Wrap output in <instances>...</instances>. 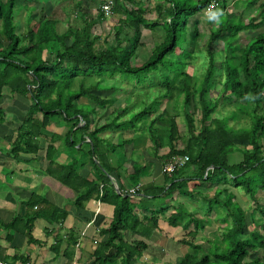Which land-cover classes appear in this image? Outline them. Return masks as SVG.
Returning a JSON list of instances; mask_svg holds the SVG:
<instances>
[{"label":"trees","instance_id":"1","mask_svg":"<svg viewBox=\"0 0 264 264\" xmlns=\"http://www.w3.org/2000/svg\"><path fill=\"white\" fill-rule=\"evenodd\" d=\"M30 1L33 0H0V100L8 91L11 97L28 103L13 135L10 156L37 154L39 140L49 126L67 125L65 135L53 134L45 149L46 174L75 193L73 206L77 210L90 200L107 204L113 210L109 223L99 229L98 237L102 241L92 255L91 264H137L148 250L145 241L153 234L161 235L160 218L168 210L160 206L150 212L143 198L150 196L152 201H164L173 200L175 195L191 204L198 198L204 203L207 215L223 210L224 219H230L223 221L226 223L223 248L215 247L205 253L202 245L195 244L196 236L206 226L205 220L196 218L203 208L189 212L177 199L174 213L163 222L185 233L177 244L188 251L176 264H264V235L259 233L261 225L264 229L261 223L264 218V30L255 33L253 40L245 45L238 41L240 32L256 31L264 26V1L256 8V15L244 22L230 26L218 23L214 31L211 27L205 54L199 52L201 35L197 26L189 30L190 39L185 42L190 44L189 48L178 49L180 42L185 41L181 34L189 17L207 13L211 2H216L223 11L225 0H151L156 4V18L152 21L145 18L144 0H109L108 14L118 19L111 27L113 34L107 35L115 44L109 45L106 40L104 48L97 47L100 37L94 36L92 29L107 19L102 6L108 1L100 0L94 17L86 0L78 1L76 12L81 25L68 26L63 33L58 32L56 20L46 16L34 19V9L30 8L25 32L17 34L15 16L23 7L21 4ZM253 3L255 0L247 6ZM217 18L216 15L214 19ZM143 29L151 32L161 29L163 36L149 57L141 65L133 66L136 50L142 45ZM215 42L223 43V58L212 48ZM54 46L56 51H52ZM196 54L203 58L197 70ZM152 72L160 76L158 86L153 85L154 97L144 90V78ZM200 74L202 78L196 79ZM116 75L119 82L104 84L107 78ZM77 79H81V84L76 88ZM124 79L133 85L126 88L117 84ZM217 86H220L219 96L214 99L210 95ZM118 93L127 96L124 105L114 109L109 120H104L102 111L114 106L119 100L114 95ZM220 102L236 109L227 116L228 121L244 116L250 127L237 130L218 118L215 114ZM5 120L6 112L0 107V124ZM106 132L119 133V143L107 142L102 137ZM123 133L129 134L125 138ZM57 141L63 143L61 150L54 147ZM125 146H130L131 154L137 157L148 152L160 164L182 156L188 161L171 177L164 175L166 183L161 188L139 185L149 165L132 163L128 186L140 188L130 195L108 158L109 153ZM62 151L71 156L66 164L56 161ZM236 152L242 154V159L230 165L228 156ZM87 162L99 173L95 180L79 175L78 169ZM110 178L116 182L119 193ZM206 185L212 190H198ZM239 194L249 199L247 204L254 207L251 212L236 202ZM140 195L136 203L133 198ZM26 206L30 213L14 218L11 227L16 221H26L28 237L36 219L59 224L67 218L65 210L36 195ZM136 207H140L141 215L136 213ZM33 208H36L34 212ZM255 213L260 215V221H256ZM125 233L140 239L126 241ZM57 249L58 246L52 247L53 252ZM66 251V258L71 259L72 251ZM0 261L6 263L2 256Z\"/></svg>","mask_w":264,"mask_h":264},{"label":"crops","instance_id":"2","mask_svg":"<svg viewBox=\"0 0 264 264\" xmlns=\"http://www.w3.org/2000/svg\"><path fill=\"white\" fill-rule=\"evenodd\" d=\"M26 106H28L27 102L19 97H11L8 91H5L4 98L0 100V107L6 112V120L0 124V256L6 259V264H91L94 260L92 255L99 242L102 241L98 237L99 229L109 223L113 212L112 207L90 200L84 204L82 209L77 210L73 206L75 193L46 174L48 161L45 159V149L53 134L60 137L65 135L66 124L58 123L49 126L46 134L39 140L40 149L37 154L20 153L17 158L10 156L13 135L24 117V107ZM126 134L129 133H123V137L126 138ZM102 137L108 139L112 145H116L119 143L117 138H120V134L106 132L102 134ZM62 146L63 143L60 141L54 144L57 150H61ZM147 146L149 147L148 144ZM142 154H145V156H142ZM132 156L130 146H125L123 149L117 148L108 155L111 166L117 169L116 174L127 185L128 190L134 187L128 186V176L132 172L131 165L134 162L148 163L149 165L147 171L141 177L139 185L149 184L158 188L165 185L166 178L161 174V164L156 159L152 158L148 152L140 153L138 159ZM70 160L71 156L69 157L67 153L62 151L57 155L56 161L60 164H66ZM78 172L80 176L89 180H95L99 176L98 171L93 168L90 162L79 168ZM111 179L113 181V178ZM198 190L208 192L212 189L206 185L203 189ZM33 195L45 199L59 209L65 210L67 218L59 224L50 223L44 219H36L32 223V230L29 233L30 237H28L26 235V221H16L14 227H11V224L14 218H23L26 213H30L26 203L31 200ZM141 197L140 195L132 198L138 203ZM244 197L239 194L236 202L241 208L251 212L254 207L250 203L247 208V202L250 201L248 199L245 203L241 202ZM172 199L167 198L163 201L166 202L163 206L168 207L164 215L165 218L170 213H174L173 208H177L175 201L180 200L176 195ZM197 199L195 204H191L187 200L186 202L183 198L180 202L185 204L187 211L194 212L204 205ZM143 201L150 212L155 209L153 207H160L156 204L150 205L151 202H154L150 196L143 198ZM197 202L200 204H197ZM203 209L200 216L203 217V220L211 221V223H208V226H205L203 232L200 233H204L210 226L213 227L212 225L218 224V227H215L214 230V232L217 231V234L213 232V234H209L212 239L204 237L201 240L199 233L196 236L197 241L195 240V244L202 245V243H205L206 248L202 246L205 253L211 251V242L213 241L217 244L221 243L220 247L222 249L224 246L222 232L226 225H224V222H218L224 221L218 213L223 210L207 215L205 207ZM35 210L36 208H33L32 211ZM135 211L141 215L140 207H136ZM254 216L256 221H260L258 213H255ZM163 222L159 226L162 236L156 233L148 241H145L149 245L148 250L143 253L137 264H176L185 253L184 249L177 244L182 238L177 231L178 227L170 228ZM261 223L264 224V218ZM249 229L251 230L250 227ZM259 233L264 235L262 225L259 228ZM124 237L126 241L140 239L130 233H125ZM54 246H58L57 251H55L56 254L52 250ZM67 249L72 251L71 259L66 258V255H68Z\"/></svg>","mask_w":264,"mask_h":264},{"label":"rangeland","instance_id":"3","mask_svg":"<svg viewBox=\"0 0 264 264\" xmlns=\"http://www.w3.org/2000/svg\"><path fill=\"white\" fill-rule=\"evenodd\" d=\"M78 1H82V0H37V1L33 0V1L28 2V3H22L21 6H23V7H21L18 14L15 16L16 33L22 34L25 32L27 17H28V14L30 12V8L34 9V11L32 13L34 19H38L40 17L46 16V18L56 20L58 22V32H60V33H63L68 26H80L81 22L78 20V18H77L78 14L76 12V3ZM106 1H109V0H106ZM225 1H226V7L223 11H221L220 7L217 6L214 10H212L209 13H199L195 16L189 17L186 30L184 33L181 34V39H183L185 41L180 42L181 46H179L178 49H184V47L189 48V46H190V44L188 43L189 42L188 40L190 39L189 30L191 32L193 30V28L195 26H197L198 33L201 35L200 40H199L200 43L198 44L199 50H200L199 52H201L202 54H205L206 41H207L208 33H209L211 27H212L211 29L214 31V28H216L218 23L219 24L226 23L230 26V25H236L239 22H244V21L248 20V18H250V17H254L256 15V8L264 0H255V3H253L254 5H252L251 7L250 6L248 7L247 5H248V2H253V0H225ZM86 2L88 3V6L90 7V11L92 12V16L94 17L96 15V8H98V6L100 4V0H86ZM144 5L146 6V11H147L145 18L150 20V21L154 20L156 18V13L154 10V7L156 5L155 2L151 1V0L150 1L144 0ZM105 15H106L107 19L102 23L96 24V26L92 29V34L94 36L100 37L99 41L96 44L98 48L106 47L107 43L109 45L110 44L112 45L113 43L115 44V42L112 40L111 37L109 39L107 38V35L109 32H111V27L113 25L117 24L118 17L113 16L111 18V16H110L111 14H108L106 12H105ZM216 15L218 16V18L215 20L214 17ZM209 20L211 21V23H209ZM263 30H264V26L257 29L256 31H251V30L245 31L244 30L238 34V41L241 45H245L250 40H253L252 38H253L255 33L262 32ZM111 33L113 34V32H111ZM162 36H163V32L161 31V29H156L155 31H152V32L149 30L143 29L142 30V37H141L142 45L137 48L136 57L132 61V65L133 66L141 65L149 57L152 49L162 39ZM106 40H108L107 43H105ZM186 41H188L187 44L185 43ZM227 44H228V42H227ZM212 48L216 51V53L218 55H220V58L224 57V53L222 51V48H223L222 42L213 43ZM56 50H57V47L54 46L52 48V51H56ZM178 51L180 52V50H178ZM176 56H180V55L176 54ZM200 56L201 55L196 54V59L194 61V66H195L196 70L198 69V67L202 66L203 58ZM174 60H177V58H174ZM216 62H219V61H216ZM190 67H192V66H190ZM198 74H199V72H198ZM198 78L201 79L202 74L197 75L196 79H198ZM107 79L108 80L106 81V83H104L106 85H111V84L115 83L114 80H117V79L120 80L118 75H116L113 79H109V78H107ZM144 79L146 81V83L144 85L145 86L144 90L146 92H149L150 97L156 96V94L153 93V91H156L155 89H153V85L158 86L159 79H160V76L158 75V73L152 72V73L148 74ZM216 79H221V77L216 76ZM79 84H81V79L76 80V82H75L76 88L78 87ZM117 84H120L121 86L126 87V88L129 85H133V83L128 79H124V81H122L121 83H117ZM139 89L140 88H138V90ZM219 89H220V86H217L214 90L211 91L210 96L214 99H217L219 96ZM118 94L119 95H114V96H117L119 98V100L117 102H115V104H113L114 106L109 108L108 111L107 110L102 111V114H104L106 116L104 118V120H109L111 118V112L114 109H116L118 107H122L124 105V101H125L127 96L124 97V96H122L123 94H121V93H118ZM235 110L236 109L233 105H228V104H225L223 102H220L219 107L217 108L215 115L218 118L225 119L227 121V125L235 128L237 130L248 129L250 127V122L244 116L243 117L240 116L236 120H229V121L227 120V116H229ZM98 113H100V111H98ZM197 117H198V113L195 114V118H197ZM180 122L183 123L182 120H180ZM118 139L119 138H117V140ZM106 140H107V142L110 143V141H108V139H106ZM145 154H142V156H145ZM132 157L135 159H138L137 155H133ZM241 159H242V154L239 152L233 153V154L228 156V162L230 165L237 164ZM238 191L236 190V192H238ZM239 192H241V191H239ZM179 199L181 200L180 197H179ZM183 200L186 201V199H184V198H183ZM245 201L246 202L248 201L247 197H244V199L241 202L245 203ZM165 203L166 202H163L162 200L156 199L154 202H151L150 205L156 204L157 206H163V205H165ZM198 203L199 202H197V204ZM260 203H261V205H263V201H261ZM248 206H249V203L246 205V207L248 208ZM202 208H204V205H202L200 207V209H202ZM196 212H197V210H196ZM197 215H198V216H196L197 219L203 218L202 216H200L198 214V212H197ZM218 215L220 217H222L223 219L225 218L224 211H222L221 213H218ZM219 216H217V218H219ZM161 220L164 221L165 217L162 216ZM224 220L230 221V219H224ZM199 222H205V221H196V223H199ZM207 222L208 221L205 222L206 226H208ZM218 222L221 223L223 221H218ZM210 223H211V221H209V224ZM165 225H164V227H165ZM224 225H226V223ZM212 226L213 227L210 226L208 229H206V231L204 233L199 234V238H202L201 240H203L204 237L205 238H209V237L211 238L212 237V236H209V234H213L215 227H218V224L212 225ZM177 231L179 232L181 237H183L185 235V233L181 230V228L178 227ZM214 233L217 234V231H215ZM227 242H228V240L225 241L226 245H227ZM202 246L204 248H206L205 243L204 244L202 243ZM220 246H221V243L217 244L214 241L211 242V251H213L215 249V247H219L221 250ZM187 251L188 250L186 248H184V252H187Z\"/></svg>","mask_w":264,"mask_h":264},{"label":"built area","instance_id":"4","mask_svg":"<svg viewBox=\"0 0 264 264\" xmlns=\"http://www.w3.org/2000/svg\"><path fill=\"white\" fill-rule=\"evenodd\" d=\"M216 6H217L216 2H211L206 8V12L207 13L211 12ZM110 8H111V1H108L105 5L102 6V9L106 13L109 12ZM187 161L188 158L186 156L174 157L168 159L161 164V174L171 177L176 171L183 168ZM139 188L140 186L133 187L132 189L128 190V193L130 195H133L137 193ZM0 264H6V263L0 261Z\"/></svg>","mask_w":264,"mask_h":264},{"label":"water","instance_id":"5","mask_svg":"<svg viewBox=\"0 0 264 264\" xmlns=\"http://www.w3.org/2000/svg\"><path fill=\"white\" fill-rule=\"evenodd\" d=\"M82 125H83V123L79 124L77 127H80V126H82ZM96 164L98 165V163H96ZM110 179H111V178H110ZM111 180H112V179H111ZM112 183H113V186H114V188H115L116 193H119V190H118V187H117L115 181H112Z\"/></svg>","mask_w":264,"mask_h":264},{"label":"clouds","instance_id":"6","mask_svg":"<svg viewBox=\"0 0 264 264\" xmlns=\"http://www.w3.org/2000/svg\"><path fill=\"white\" fill-rule=\"evenodd\" d=\"M214 9H215V8H214ZM214 9H213V10H214Z\"/></svg>","mask_w":264,"mask_h":264}]
</instances>
